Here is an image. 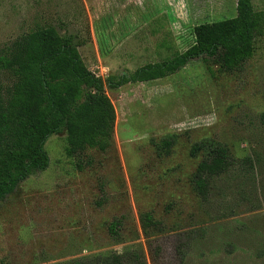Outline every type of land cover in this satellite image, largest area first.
I'll list each match as a JSON object with an SVG mask.
<instances>
[{"label": "rangeland", "instance_id": "obj_1", "mask_svg": "<svg viewBox=\"0 0 264 264\" xmlns=\"http://www.w3.org/2000/svg\"><path fill=\"white\" fill-rule=\"evenodd\" d=\"M252 4L264 13V0ZM235 17L237 0H0V50L54 27L92 72L117 78L184 53L196 26ZM107 94L117 113L111 148L69 158L62 126L44 145L49 168L32 170L0 201V264H71L129 251L147 264H183L181 245L191 248L184 264H255L256 246L244 239L264 233V31L240 72H209L196 60L171 77ZM169 136L178 138L173 154L157 157L151 139ZM208 139L239 162L204 202L191 183L200 158L189 150ZM146 213L163 232L145 236ZM227 244L240 248L236 256L228 257Z\"/></svg>", "mask_w": 264, "mask_h": 264}, {"label": "trees", "instance_id": "obj_2", "mask_svg": "<svg viewBox=\"0 0 264 264\" xmlns=\"http://www.w3.org/2000/svg\"><path fill=\"white\" fill-rule=\"evenodd\" d=\"M253 0H237V17L195 27L194 44L184 53L160 63H151L119 77L102 78L85 64L77 47L69 44L54 27L30 32L0 50V201L6 200L25 182L32 170L44 172L50 158L44 149L47 140L65 127L66 155L76 158L88 150L106 152L112 146L117 113L107 89L128 84L150 83L171 77L189 63L201 60L212 72L234 74L243 70L255 53V39L264 31V13H256ZM261 121L264 125V114ZM177 136L161 141L151 139L157 157H170ZM189 155L200 158L191 183L196 195L209 201L216 180L237 164L230 149L215 140H203L190 147ZM252 165L246 157L242 161ZM121 222L109 232L119 237ZM143 233L163 232L162 222L151 213L141 216ZM256 247L250 259L264 264V233L256 231L244 239ZM227 254L240 248L227 244ZM232 248V249H231ZM159 249L154 251L155 257ZM190 247L181 245L178 255L184 264ZM236 259L227 264H235ZM71 264H147L143 253L129 251L110 256L78 260Z\"/></svg>", "mask_w": 264, "mask_h": 264}]
</instances>
